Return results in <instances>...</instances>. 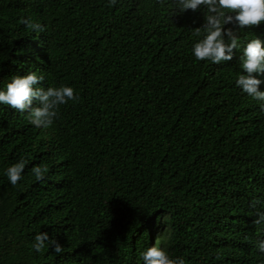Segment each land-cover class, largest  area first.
Segmentation results:
<instances>
[{
    "label": "trees",
    "instance_id": "obj_1",
    "mask_svg": "<svg viewBox=\"0 0 264 264\" xmlns=\"http://www.w3.org/2000/svg\"><path fill=\"white\" fill-rule=\"evenodd\" d=\"M209 14L176 0H0V90L35 72V87L78 96L47 128L0 104V264H143L152 246L185 264H264V102L235 84L264 22L225 26L232 60L197 61ZM40 233L62 252H37Z\"/></svg>",
    "mask_w": 264,
    "mask_h": 264
},
{
    "label": "clouds",
    "instance_id": "obj_2",
    "mask_svg": "<svg viewBox=\"0 0 264 264\" xmlns=\"http://www.w3.org/2000/svg\"><path fill=\"white\" fill-rule=\"evenodd\" d=\"M117 0H109V6H114ZM181 12L187 10L196 11L201 6L207 9L209 15L205 17L202 27L196 28V35L204 32L203 38L193 45L192 54L197 61L210 60L219 64L222 61L233 59L234 50L239 47V38L232 28L226 25H235L237 29L259 26L264 22V0H176ZM228 13H234L228 14ZM22 24L29 27L33 32H44L45 27L40 23L32 22L31 18L21 19ZM227 38V42L226 39ZM242 61L243 73L236 79L235 84L244 93L257 101L264 102V91L259 90L262 81L257 75L264 74V46L260 39H252L243 48ZM43 81V77L30 72L24 76H13L6 85V90H0V104L8 105L18 112L28 113L29 123L37 128L51 126L57 117L61 105L69 101H77L78 96L74 89L67 86L35 87ZM39 106L33 107V101ZM264 111V103L261 104ZM26 162H20L10 166L6 170L11 185L15 186L22 178ZM47 168L34 166L32 173L37 181H42ZM264 222V212L257 213L254 224ZM36 243L33 248L39 252L45 247V242L51 250L59 254L62 246L52 239L47 233H40L35 237ZM258 250L264 252V241L258 242ZM143 264H185L182 258L172 259L167 252L157 246L149 247L142 252Z\"/></svg>",
    "mask_w": 264,
    "mask_h": 264
}]
</instances>
